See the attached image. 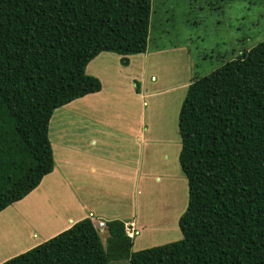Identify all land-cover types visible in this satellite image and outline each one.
Returning a JSON list of instances; mask_svg holds the SVG:
<instances>
[{"label": "trees", "instance_id": "16d2710c", "mask_svg": "<svg viewBox=\"0 0 264 264\" xmlns=\"http://www.w3.org/2000/svg\"><path fill=\"white\" fill-rule=\"evenodd\" d=\"M151 5L0 0V212L53 171L54 111L101 91L87 65L109 53L128 67L146 53ZM215 53L221 66L191 80L178 113L181 240L132 252L124 223L99 230L85 218L1 264H264V40L233 58Z\"/></svg>", "mask_w": 264, "mask_h": 264}, {"label": "rangeland", "instance_id": "374dc122", "mask_svg": "<svg viewBox=\"0 0 264 264\" xmlns=\"http://www.w3.org/2000/svg\"><path fill=\"white\" fill-rule=\"evenodd\" d=\"M151 7L146 53L130 56V65L127 68L120 65V57L117 55L105 54L109 58L108 67L96 73V66L87 68L93 64L91 61L85 70L87 75L98 76L100 79L96 78L99 79L102 89H105L96 108L109 116L107 122L113 121L115 124L120 112H127L125 108L131 109L130 98L134 97L138 88L140 96L133 108L139 115L141 111L145 114V124L139 130L146 128L147 138H151V135L157 136L155 140L148 142L149 148L146 152L147 157L151 153L154 157L151 163L153 173L148 178L152 192L149 191L150 194L145 198L146 205L142 207L140 204V220L144 224H138L139 209L131 206V198L120 193L126 184L122 180H112L111 185L107 181L106 192L98 193L99 198L95 195L89 201L94 208L92 219L95 223L98 220L105 223L119 220L124 224L137 221L140 232L132 239V252L182 239L178 220L187 206V180L178 161L181 149L178 113L191 80L206 76L221 66L222 63L216 60L214 52H219L221 58L226 56L229 59L237 51L249 49L264 40V0H152ZM257 21L260 24L254 25ZM242 34L251 36V39L246 42L237 41V37ZM212 49L214 55L210 59ZM118 92L121 99L126 98V101L114 97ZM143 103L146 105L143 106ZM64 107L55 110L49 121L48 137L55 148V139L50 134L56 131L57 114L71 113V116L83 119L79 115V107L77 111H62ZM83 120L86 121L75 123L74 126H98L90 118ZM123 120L124 118L119 120L115 127L120 130V136H123L122 124L125 126ZM69 129L72 127L69 126ZM123 138L130 140L129 135H124ZM127 145L128 151H135L132 141ZM56 152L57 149V158ZM122 156L124 159L131 157L125 152ZM7 215L1 219L5 220ZM11 219H6L1 224L10 225ZM13 222L12 220V225ZM40 224L41 227L36 231L42 234L41 238L55 232L50 231L55 227L48 229L43 223ZM20 230L24 229L16 225L12 226V231L4 234L0 228V259L26 247L27 242H22V239L27 237L29 229L20 243H14V240L22 236ZM99 236L105 246L106 231L99 232ZM19 247L21 248L18 249Z\"/></svg>", "mask_w": 264, "mask_h": 264}, {"label": "crops", "instance_id": "0c3cea01", "mask_svg": "<svg viewBox=\"0 0 264 264\" xmlns=\"http://www.w3.org/2000/svg\"><path fill=\"white\" fill-rule=\"evenodd\" d=\"M105 54L109 53L99 54L92 60L93 64L87 65V68L94 65L96 66V73H99L108 67L109 58ZM104 90L103 88L98 93L75 100L78 105L73 101L62 108V111L66 109L77 111L79 107V115L83 119L90 118L98 126L90 128L85 125L74 126L75 123H82L86 120H79V118L71 116V113L60 112L57 114L55 119L56 131L50 134L55 139L56 148L48 137L54 155L53 171L46 175L38 187L26 197L0 212V228L4 234L12 231V226L18 225L24 229L20 230L22 236L14 240V243H20V240L25 237L26 230L29 229L27 237L22 239V242H27V245L20 249L21 245L18 248L20 250L1 258L0 264L53 238L85 218H89L93 222L94 208L89 201L95 195L99 198L98 193L106 192L107 181L109 185H111L112 180H122L126 183L120 193L130 197L131 206L139 209L138 224L145 223L140 220V209L144 206L145 198L150 194L149 191L152 192L148 178L153 173L151 163L154 157L153 153L147 157L146 152L149 148L148 142L155 140L157 136L149 134L152 137L147 138L145 135L146 128H143L142 131L139 130V127L145 124L143 111L139 115L137 110L133 108L136 107L139 93L130 98L131 109L125 108L127 112H120L119 119L115 124L113 121L107 122L109 116L104 115L105 113L100 108H96L103 98ZM114 97L122 100L119 92L115 93ZM122 101H126V98ZM145 105L146 103H143V106ZM122 118L125 121V126L122 124L124 127L123 136L129 135L130 140L118 135L120 130L115 128ZM69 126L72 129H69ZM129 141L133 142L135 151H128L127 143ZM55 149H57V158L55 157ZM118 149L123 151L119 152ZM123 152L131 155V157L124 159ZM166 177L168 176L166 175ZM97 185L98 187H96ZM4 215H7L5 220L12 218L10 225L1 224L5 221L1 219ZM12 220L14 221L13 225ZM40 223H43L44 227L48 229L55 227L53 230L50 229V231L55 232L41 238L42 234L36 231L38 227H41ZM128 223L134 224L140 232L137 221L133 220Z\"/></svg>", "mask_w": 264, "mask_h": 264}, {"label": "built area", "instance_id": "2783aa9c", "mask_svg": "<svg viewBox=\"0 0 264 264\" xmlns=\"http://www.w3.org/2000/svg\"><path fill=\"white\" fill-rule=\"evenodd\" d=\"M105 227V223L103 221H98L97 228L101 230ZM125 234L129 239H133L136 237L139 233L138 230L135 229L134 225L132 223L125 224L124 228Z\"/></svg>", "mask_w": 264, "mask_h": 264}, {"label": "clouds", "instance_id": "9594fccd", "mask_svg": "<svg viewBox=\"0 0 264 264\" xmlns=\"http://www.w3.org/2000/svg\"><path fill=\"white\" fill-rule=\"evenodd\" d=\"M99 221H102V220H99ZM104 222V221H103ZM97 223H98V221H97ZM105 223V222H104ZM126 224H128V223H126ZM134 225V224H133ZM134 227H135V229H137L136 228V226L134 225ZM124 228H125V224H124ZM138 230V229H137ZM138 233H139V230H138ZM132 240V239H131Z\"/></svg>", "mask_w": 264, "mask_h": 264}, {"label": "flooded vegetation", "instance_id": "af4514ba", "mask_svg": "<svg viewBox=\"0 0 264 264\" xmlns=\"http://www.w3.org/2000/svg\"><path fill=\"white\" fill-rule=\"evenodd\" d=\"M212 51H213V49H212ZM212 51H211V52H212ZM218 54H219V52H218ZM220 62H222V61H220Z\"/></svg>", "mask_w": 264, "mask_h": 264}]
</instances>
